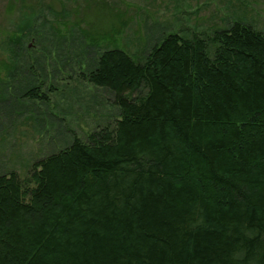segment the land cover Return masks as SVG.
Segmentation results:
<instances>
[{
  "label": "trees",
  "instance_id": "trees-1",
  "mask_svg": "<svg viewBox=\"0 0 264 264\" xmlns=\"http://www.w3.org/2000/svg\"><path fill=\"white\" fill-rule=\"evenodd\" d=\"M24 30L0 97L43 102ZM103 36L81 76L117 117L0 173V264H264V34L231 20L137 58Z\"/></svg>",
  "mask_w": 264,
  "mask_h": 264
},
{
  "label": "rangeland",
  "instance_id": "rangeland-1",
  "mask_svg": "<svg viewBox=\"0 0 264 264\" xmlns=\"http://www.w3.org/2000/svg\"><path fill=\"white\" fill-rule=\"evenodd\" d=\"M231 20L264 34V0H0V73L11 45L6 38L30 22L31 30L23 31L31 49L25 63L40 62L31 71L47 98L16 101L14 92L0 97V173L21 175L72 136L84 139L117 117L112 95L81 76L92 60L84 52L92 39L104 35L97 50L108 42L137 58L167 33L202 37ZM18 66L26 67L23 61Z\"/></svg>",
  "mask_w": 264,
  "mask_h": 264
}]
</instances>
